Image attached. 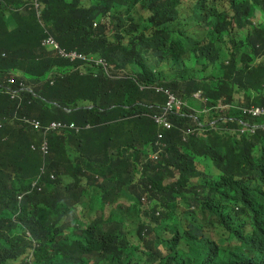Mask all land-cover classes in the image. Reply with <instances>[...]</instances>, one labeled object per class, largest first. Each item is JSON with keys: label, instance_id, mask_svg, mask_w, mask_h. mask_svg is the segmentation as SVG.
Here are the masks:
<instances>
[{"label": "trees", "instance_id": "obj_1", "mask_svg": "<svg viewBox=\"0 0 264 264\" xmlns=\"http://www.w3.org/2000/svg\"><path fill=\"white\" fill-rule=\"evenodd\" d=\"M90 1L86 8L81 0H0V264H264V129L238 136L204 125V135L186 134L196 128L192 109L202 108L197 92L208 108L235 103L237 95L248 106L264 105V23L254 24L258 11L264 18V0ZM4 18L25 32L20 52L3 44ZM45 35L105 59L112 71L76 63L81 54L66 51L47 79L36 56L17 70L31 95L6 65L36 52L33 38ZM72 65L76 84L58 85L55 71ZM155 87L189 105L169 117L171 130L153 119L166 103ZM14 95L30 103L17 106ZM91 95L97 101L85 109ZM227 116L230 129L264 123L236 110ZM219 117L211 111L212 120ZM86 122L108 138L85 134ZM52 123L62 131L50 133ZM159 133L165 149L153 162ZM201 158L219 175L198 170ZM144 194L152 213L142 212ZM78 205L88 214H70ZM134 222L137 243L127 232ZM152 231L166 254L153 253L150 241L142 249Z\"/></svg>", "mask_w": 264, "mask_h": 264}, {"label": "clouds", "instance_id": "obj_2", "mask_svg": "<svg viewBox=\"0 0 264 264\" xmlns=\"http://www.w3.org/2000/svg\"><path fill=\"white\" fill-rule=\"evenodd\" d=\"M81 5H82V3H81ZM82 6L85 7L84 5H82ZM86 8H89V7H86ZM258 12H260V11H258ZM257 13H256V16H257ZM104 22H106L107 24H109V20L108 19L106 21H104ZM263 23H264V21H263ZM254 24L255 25H259V24H256L255 22H254ZM94 26L96 27L97 24H94ZM60 47H61V45H60ZM61 49L63 51H65V52L68 51V55L69 56H73L74 54H77V53L81 54V59L78 60V61H76V63L81 62V63L95 64L97 66H102L103 69L108 74L113 69V66H111L103 58H96V57H93V56H88V55H85L84 53H81V52H79L77 50H67V49H65L63 47H61ZM11 78H15V76L14 75H11ZM9 82L11 84H15L14 83V80H11L10 79ZM21 86H23V85L21 84ZM155 91L157 93H162L166 97V103L162 107L161 112L160 113H157V114H155L153 116V119H154L155 123L159 127H162L165 130H171L172 129V123H171L169 117L171 115H182V114H184V110L186 108H189V105H188V103L186 101H184L183 99L179 98L174 92H172L169 89H166V88H163V87H155ZM194 98H195V100L197 102H198V100L201 101V102H203L204 103V106H201L200 105L202 108L201 109L200 108H197L198 110H200V114L199 115L196 114V110L197 109H192L193 110V114H191L190 117L193 118L194 123L196 124V128L193 129V130L188 129L186 131V134H189V133H197L198 135L202 136V135L205 134V132H204V125H209L210 128H213V129H221L222 131L223 130L224 131H229L230 130L234 134H237L238 136H241V135L247 134V133L254 134L258 129H264V123L263 124H258V123L242 122V121H240V123L242 124V126L236 128V129H230L227 126L225 127V125L233 122V119L232 118H229L227 116V113L230 112V111H232V110H236V111L241 112V114L243 116H245L248 120L264 119V105L263 106H256V105H250V106H248V105L245 104V101H244V98H243L242 95H237L236 96V102L235 103H231V104H223V103H220L218 106L211 107V108H208L207 107V99L203 97V95H202L201 92L195 93L194 94ZM212 110H215L218 114H220V117L218 119H215V120H212L211 119V122H209V123H205L204 120H203V122H200L199 121V117H201V116H203V119H204V115H205L204 113L209 114L211 116V111ZM195 118H196L197 121H195ZM219 124H222V127H220ZM2 126H3V122L0 121V128ZM49 129H50V133H52V132H61L62 131V130H58L56 128H52L51 125H50ZM163 138H164L163 133H159L158 139H157V141L155 143V148L156 149L149 156V159L151 161H153V162H157L160 159L161 154L164 152L165 144L162 141ZM202 159H206V158L198 159L196 161V163H195L196 167H197V163L200 162ZM197 169H198V167H197ZM200 171H207L210 174H212L213 176H218L219 175V171L218 170H217L218 171V175H215L214 173H212L211 171H209V168H208L207 165H205V169L204 170H200ZM42 175L40 174L39 177H41ZM50 178L51 179H55V175H54V178H52L51 176H50ZM169 180L173 181V179H169ZM171 181H169V182H171ZM169 182H166V183H169ZM34 188H37L38 189L37 181H35L33 183V185H32V189H34ZM24 195L19 196V200L20 201L22 200V198H23ZM121 203L124 204L125 206H129L130 205V203L128 201H126V200H121ZM140 203H141L142 212H144V214H145V212L152 213L153 202L150 201V199L148 197V194L142 195V197L140 199ZM78 207L82 208L80 205H78V206H76L75 210H73L70 214L75 213V211L77 210ZM144 208L147 209L148 211H145ZM82 210H83V208H82ZM161 213H162V209L158 208L155 211L154 215L156 217H160L161 216ZM83 214H88V212H85L83 210ZM73 215H76L78 217H81V214H79V215L78 214H73ZM37 247H38V244L35 241H33L32 247L29 249L28 252L32 253L34 250L37 249ZM25 260L28 261V262H32L34 260V258L30 255Z\"/></svg>", "mask_w": 264, "mask_h": 264}, {"label": "rangeland", "instance_id": "obj_3", "mask_svg": "<svg viewBox=\"0 0 264 264\" xmlns=\"http://www.w3.org/2000/svg\"><path fill=\"white\" fill-rule=\"evenodd\" d=\"M264 21L263 16L260 12L257 13L256 18L254 19V22L256 24H260ZM1 22V19H0ZM3 24L7 29V36L3 41L4 45H8V43L11 41L12 44H16L19 46V52L20 50L23 48V46L26 44V39H25V32L23 31V29L21 27H16L15 25H13V23L11 22L10 19L8 18H4L3 19ZM14 39V41H13ZM60 43H61V38L59 37H54L51 35H45L44 37H34L31 45L35 48L36 52L30 53L29 55H26L24 53H18L17 57H18V61L15 64H7L6 68H12L11 73L20 81V82H26L27 83V89L31 90V95L34 94L32 87L30 86V84L26 81V79L20 75V73L17 72V70H24L26 67L36 56H41L46 63V69L48 71V76L47 79H51L49 77V74L54 70L51 69L54 62L58 59H60L61 57H63L66 52L63 51L60 47ZM5 47H2L1 49H4ZM74 68L75 65L70 66H66L64 68L58 69L55 71V77H54V81L58 82V85L63 84L66 81H71L74 84H76L74 82ZM2 93H5V91H1ZM30 98L27 99H22V97L17 98L15 97V95L12 97V100L16 103L17 106H20L22 108H25V106L30 103ZM9 101V99H7ZM97 100L93 98V96L91 95V100L84 106L85 109H92L94 103ZM201 106H204V103L199 101ZM196 114H200V110H196ZM204 122L205 123H209L211 122V116L209 114L204 113ZM195 121L196 118H195ZM55 128L56 124H54ZM71 128H74V125H71ZM92 130L95 134V136L97 138H103V140H106L108 138V133L107 132H99L97 130H94L90 124L88 122L85 123L84 128L82 129V131H84L85 134H88V131ZM78 134L80 132H77ZM32 146H34V144H32ZM205 165L208 166L209 171H211L212 173H214L215 175H218V171L214 168V166L212 165L211 161L209 159H202L200 162L197 163V167L199 170H204L205 169ZM171 180H167L166 182H169ZM96 194V191H95ZM145 211H148L147 209L144 208ZM75 214V213H72ZM144 215L141 220L142 221H149L150 218ZM137 222L134 223H129L127 225V232L129 233V236L131 237V240L133 243H137V240L133 234L135 228H136ZM211 234L213 237L217 238V232L215 229H211ZM154 238H155V232L152 231L146 239V242H144L141 247L142 249H146L147 248V242H152L150 244V248L153 249V253H158L159 251L162 252L163 254H166L165 249L162 245H155L154 242Z\"/></svg>", "mask_w": 264, "mask_h": 264}, {"label": "built area", "instance_id": "obj_4", "mask_svg": "<svg viewBox=\"0 0 264 264\" xmlns=\"http://www.w3.org/2000/svg\"><path fill=\"white\" fill-rule=\"evenodd\" d=\"M27 122H29L30 124H32V125H34V126H39V125H40V122H39L37 119H29V120H27ZM54 124H55V123H52V124H51V127H52V128H55ZM42 146H43L44 148L47 146V141H46V140H43V141H42ZM32 148L34 149V146H32ZM41 171H42V172H41V175L45 173V164H44V166L42 167ZM51 177L54 178V175L51 174Z\"/></svg>", "mask_w": 264, "mask_h": 264}, {"label": "crops", "instance_id": "obj_5", "mask_svg": "<svg viewBox=\"0 0 264 264\" xmlns=\"http://www.w3.org/2000/svg\"><path fill=\"white\" fill-rule=\"evenodd\" d=\"M82 5L85 7H90L92 5V2L90 0H81ZM75 214H83L82 208L78 207L77 210L75 211Z\"/></svg>", "mask_w": 264, "mask_h": 264}]
</instances>
